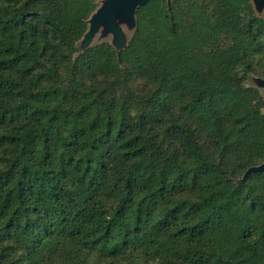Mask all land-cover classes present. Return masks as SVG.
<instances>
[{
	"label": "trees",
	"instance_id": "obj_1",
	"mask_svg": "<svg viewBox=\"0 0 264 264\" xmlns=\"http://www.w3.org/2000/svg\"><path fill=\"white\" fill-rule=\"evenodd\" d=\"M96 0H0V264H264V20L150 0L118 54Z\"/></svg>",
	"mask_w": 264,
	"mask_h": 264
},
{
	"label": "water",
	"instance_id": "obj_2",
	"mask_svg": "<svg viewBox=\"0 0 264 264\" xmlns=\"http://www.w3.org/2000/svg\"><path fill=\"white\" fill-rule=\"evenodd\" d=\"M150 0H100L98 6L90 13L87 19V29L77 41L78 55L87 48L93 46L97 38L110 36V44L118 54L125 49L128 43L127 31L136 30L137 18L136 10L145 5ZM171 0H166L170 5ZM254 10L259 14L262 13L264 20V0H251ZM125 28V29H124ZM135 32V31H134ZM253 87L262 90L264 99V77L252 76ZM264 108V107H263ZM251 172H264V159L257 165L249 167L242 179Z\"/></svg>",
	"mask_w": 264,
	"mask_h": 264
},
{
	"label": "rangeland",
	"instance_id": "obj_3",
	"mask_svg": "<svg viewBox=\"0 0 264 264\" xmlns=\"http://www.w3.org/2000/svg\"><path fill=\"white\" fill-rule=\"evenodd\" d=\"M99 1L100 0H96V2H97V6H98V4H99ZM96 6V7H97ZM137 11V10H136ZM256 12V11H255ZM257 13V12H256ZM257 15H259L260 17L262 16V13H257ZM137 18V17H136ZM125 29V28H124ZM125 31H126V33H127V38H128V40L131 38V36L133 35V33H134V31L135 30H129V31H127L126 29H125ZM98 36H96V38H95V40H94V42L92 43V45H96V44H98V43H100V42H103V41H108L109 43H110V36H107V37H105V38H97ZM262 76V77H264V75H258V74H251V75H249V77H248V80H247V84L248 85H251V86H253V81H252V76ZM259 91H260V93L262 92V90H260V89H258ZM261 95H262V93H261ZM263 111H264V108H263Z\"/></svg>",
	"mask_w": 264,
	"mask_h": 264
}]
</instances>
